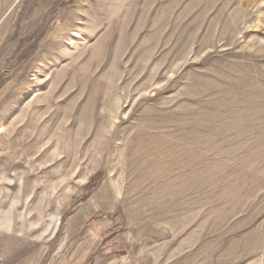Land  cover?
Returning a JSON list of instances; mask_svg holds the SVG:
<instances>
[{"label":"rangeland","instance_id":"obj_1","mask_svg":"<svg viewBox=\"0 0 264 264\" xmlns=\"http://www.w3.org/2000/svg\"><path fill=\"white\" fill-rule=\"evenodd\" d=\"M0 264H264V0H0Z\"/></svg>","mask_w":264,"mask_h":264}]
</instances>
